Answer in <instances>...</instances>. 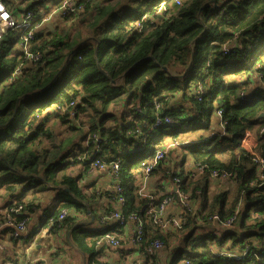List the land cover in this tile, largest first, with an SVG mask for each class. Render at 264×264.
I'll return each instance as SVG.
<instances>
[{
  "label": "trees",
  "instance_id": "trees-1",
  "mask_svg": "<svg viewBox=\"0 0 264 264\" xmlns=\"http://www.w3.org/2000/svg\"><path fill=\"white\" fill-rule=\"evenodd\" d=\"M61 2L5 0L15 16L32 10L28 50L38 56L26 58L18 49V29L1 36L0 196L6 202L0 224L24 219L54 194L60 202L44 209L53 218L51 231L71 230L67 243L81 251L84 264H105L95 257L97 238L90 236L123 225L88 229L68 213L57 220L61 209L79 210L81 201L94 198L68 166L79 162L85 171L100 158L119 163L125 220L132 227L131 215L142 221L135 245L140 264H264V166L256 160L264 158V86L254 88L255 78L264 83V0H250L241 10L214 7L218 0H78L65 12ZM52 12L58 22L50 27L45 22ZM214 110L221 111V130L188 144L191 164L204 167L201 175L193 179L191 169L165 164V157L149 172L173 184L177 178L190 202L179 203L181 227L162 230L147 209L179 197L174 188L139 193L140 161L168 146L166 135L175 143L176 127L209 128ZM82 114L88 128L80 137L66 140L46 125L55 119L78 131L75 119ZM247 128L255 130L250 147L240 142ZM211 170L230 173L225 179L233 190L210 193ZM106 195L115 203L114 191ZM19 204L20 212L11 211ZM155 239L167 251L164 263L160 250L145 252Z\"/></svg>",
  "mask_w": 264,
  "mask_h": 264
},
{
  "label": "crops",
  "instance_id": "crops-1",
  "mask_svg": "<svg viewBox=\"0 0 264 264\" xmlns=\"http://www.w3.org/2000/svg\"><path fill=\"white\" fill-rule=\"evenodd\" d=\"M53 14H58L57 12ZM51 19V20H50ZM52 21V23L48 22ZM58 22V15L50 16L45 22L47 26ZM264 86L258 78H255L254 88ZM255 128V127H254ZM255 134V130L253 129ZM255 137V136H254ZM69 167V166H68ZM188 169H192L191 162L188 164ZM78 172L75 174L77 183L82 187L84 193L89 194L94 192V198L91 201H81L83 206L77 210L67 208L69 215L77 216L78 223L84 224L85 228L92 229L100 226L99 217L105 212V209L114 206V203L109 201L106 191L113 185L110 171L108 169L89 168L82 170L78 167ZM210 189L213 191L223 190L222 187L229 180L227 179H212ZM223 181H225L223 183ZM148 183V184H147ZM226 186V185H225ZM64 187V186H63ZM228 187V186H227ZM68 190L67 187H64ZM170 190L173 188V183H170L168 177L152 175L148 176L143 193L149 190L160 189ZM6 198L0 196V209L4 206ZM54 194H50L39 207H33L27 216L26 228L28 235L25 238L12 240L11 226L7 223L0 224V264H84L85 256L81 251L74 248L68 243V246L59 242L64 236L68 241L70 231L64 229L58 230L59 237L51 235V229L45 223L44 209L52 210L59 203ZM182 212L179 203L174 202L169 204L162 212L163 216L179 217ZM132 223L128 222L125 226H117L114 229L115 233L124 240L122 247L112 246L101 235L90 236L97 238L95 247V257L103 262L110 264H128L131 261L143 262L142 257L135 250V245L128 243V237L131 234ZM219 228V227H218ZM220 229V228H219ZM219 233V231H216ZM221 233H223L221 231ZM33 236V238H32ZM167 251H159V261L164 263L167 259Z\"/></svg>",
  "mask_w": 264,
  "mask_h": 264
},
{
  "label": "built area",
  "instance_id": "built-area-1",
  "mask_svg": "<svg viewBox=\"0 0 264 264\" xmlns=\"http://www.w3.org/2000/svg\"><path fill=\"white\" fill-rule=\"evenodd\" d=\"M78 0H62L61 5L59 7L60 10H63L64 12L69 10V9H74L75 5L77 4ZM250 0H218L215 4H213L214 7H219L222 5H228V6H233L237 10H241L243 8H246L248 5V2ZM178 2V0H176ZM164 5V1H161L159 3L158 7H162ZM22 20L21 22H18L16 19L18 16L13 15L10 10H8L5 0H0V38L3 35V33L6 30H13V29H18L19 30V37H20V42L18 44V49H22L24 52V56L26 58H32L36 59L37 54H30L28 50L29 46V40L32 37V30H31V18L33 17V12L32 10H28L27 12L22 13ZM49 18V17H48ZM19 71V67L15 68L14 73H17ZM221 111L218 110L217 114L220 115ZM165 121H169V118L165 117ZM161 120L159 118L156 119V124L160 123ZM261 131L264 130V125L260 128ZM255 134L254 132L247 128L244 130L243 134L241 135L240 142L245 145V146H252L254 143V137ZM167 154V149L165 148H157L154 152V155L149 158V159H143L140 161V172L142 173V176H140V188H139V193H143V188L145 186L146 180L148 178L149 172L152 170L155 165L162 160ZM256 160L259 162L260 167L262 168L264 166V158L263 157H258L256 156ZM90 168H96V169H108L110 171V176L113 181V185L111 187L110 191H114L117 194V198L115 200L114 206L112 209L103 212L100 217H99V222L100 224H107L112 221H116L119 224L125 226L127 223V219L125 220L124 216L121 213L120 207L123 204V198L120 196L123 188L119 185L118 182V172H119V163L118 161L111 162L110 164H106L104 160L100 158H96L92 161ZM204 171V167L197 165L193 166L191 169V172L189 176L191 178H196L199 175H201ZM230 175V173H221L218 174L217 170H211L209 173V177L211 179H216V178H227V176ZM175 184H173L174 190L177 192L179 200L173 199L171 196H167L163 199L160 200L158 203L157 207L149 206L147 209L146 213L149 214L151 213L153 215V220L154 222L158 223L160 228L162 230H167V229H173V228H179L183 224V218L181 216L179 217H171V216H163L162 212L164 209L169 205L177 201V203L181 204H189V199H188V194H185L180 191L179 189V180L176 178ZM119 195V196H118ZM21 210V205L19 204L17 207L14 209L11 208V211L15 212H20ZM68 213L67 208L61 209L57 220H62L65 218V216ZM217 216L214 215V218ZM133 223V227L131 228V234L128 237V243L131 245H137L139 243L141 234H142V221L140 220L139 217L136 215H131L129 218ZM231 220V219H230ZM230 220L228 222H230ZM26 222H27V217L21 220H15L12 217L9 218L5 223L9 224L11 226V238L14 240L21 239V237L27 236V228H26ZM45 223L48 227L52 226L53 224V218L51 216L45 217ZM102 237L106 239L112 246L114 247H119L121 245V238L117 236V234L113 231H106L102 234ZM163 247V244L160 240L155 239L151 241L149 244L145 246V252L146 254H153L156 251L161 250ZM248 252V251H246ZM245 252V253H246ZM244 253V254H245ZM221 254L227 255L229 257H232L234 259H239L241 258L235 253H232L227 250L221 251ZM144 256V255H143ZM145 257V256H144ZM130 263V262H129ZM133 264H140V262L133 261ZM131 263V264H132ZM19 264H25L24 262L19 263ZM99 264V263H97ZM105 264H109L106 263Z\"/></svg>",
  "mask_w": 264,
  "mask_h": 264
},
{
  "label": "rangeland",
  "instance_id": "rangeland-1",
  "mask_svg": "<svg viewBox=\"0 0 264 264\" xmlns=\"http://www.w3.org/2000/svg\"><path fill=\"white\" fill-rule=\"evenodd\" d=\"M47 1L48 2H52L54 0H47ZM54 15H57V14H53V12H52L49 15V18H50V16H54ZM17 16L18 17L16 19L18 20V22H21L22 16H23L21 14V12L17 13ZM48 22L52 23V21H48ZM49 26L53 27V24L49 25ZM1 74L2 73H0V75ZM75 123H76L77 126H79V130L78 131L77 130H73V131L69 130L68 126L66 125V123H63L64 124L63 125L58 120H55V119H48L46 125L48 124V127H49L50 130L53 131V129H54V132H55V134L58 135V137H61V138H64V139L67 140L68 137L76 136V134H77L78 137H80L81 136V132L88 128L87 117H86L85 114L79 115L78 118L75 119ZM184 127H186V126H184ZM184 127L183 126L182 127L181 126L180 127H176V128H179V131L175 132V134H176V136H175L176 142L175 143H173V139H172L171 135L170 136L169 135L165 136V139H166L165 143H169L168 146L166 145L165 147H166L167 151L168 150L169 151L167 152L168 154H166L163 162L165 164H169V165H171L172 163L174 164L176 162V169H179L181 167H183L185 169L189 168L188 164H189V162H191V156H190V153L188 151V144H189V142H191L190 140L198 139V138H205V137H207V135L211 131H220L221 130V126H220V122H219V119H218V115H216L215 110L213 111V113H212V115L210 117V127L209 128H206V127L202 126V127H197V128H194V129H187V128H184ZM85 143H86L85 140H84V142H80L79 143V147L83 146ZM79 147L76 148L75 152L78 150ZM73 154H74V152H72L71 155L67 157V159L71 158V156ZM182 157H184V158H182ZM182 159H185L183 164L181 163ZM80 166H81V164L79 162H74L71 165H69V167L67 168V172L69 174H71V175H75V174H77V172L79 170L77 168L80 167ZM224 182L225 181H223V183ZM170 183H171V181H170ZM233 187H234L233 182L229 180L228 182H226V184L223 185L222 189L223 190L224 189L233 190ZM143 192H145V191H143ZM209 192L213 193L214 191L210 189ZM50 233H51V235L59 237L58 230L51 231ZM32 238H33V236H32ZM59 242H61V244L63 243L64 246H68V243L66 241L65 236H64L63 240H60ZM134 261H136V260H134ZM132 262L133 261H131L128 264H131Z\"/></svg>",
  "mask_w": 264,
  "mask_h": 264
},
{
  "label": "water",
  "instance_id": "water-1",
  "mask_svg": "<svg viewBox=\"0 0 264 264\" xmlns=\"http://www.w3.org/2000/svg\"><path fill=\"white\" fill-rule=\"evenodd\" d=\"M164 68H165V67H164ZM260 115H262V113H261ZM27 235H28V234H27ZM25 237H27V236L21 237V239H22V238H25ZM16 240H17V239H16Z\"/></svg>",
  "mask_w": 264,
  "mask_h": 264
}]
</instances>
